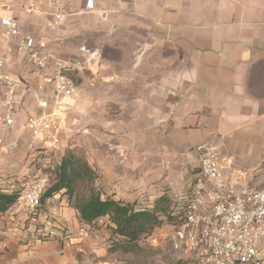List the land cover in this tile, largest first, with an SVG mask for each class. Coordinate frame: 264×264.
<instances>
[{"label": "crops", "instance_id": "1", "mask_svg": "<svg viewBox=\"0 0 264 264\" xmlns=\"http://www.w3.org/2000/svg\"><path fill=\"white\" fill-rule=\"evenodd\" d=\"M35 1L44 14H28L20 0H0V54L7 17L18 21L21 35L45 39L62 58L83 63L77 101L83 115L74 116V108L64 113L67 150L87 141L103 198L144 207L163 195L180 202L198 171L195 148L204 142L248 170V186H264V0H95L94 11L86 0ZM53 2L69 13L54 31L46 27ZM83 47L99 55L90 59ZM12 53L9 70L36 86L34 67L14 47ZM24 93L15 127L0 145L3 189L19 187L37 158L20 126L39 108ZM71 202L63 192L44 202L58 206L70 244L38 239L31 228L14 234L11 224L26 222L28 211L0 212V264H97L90 258L113 224L103 216L79 235L83 220Z\"/></svg>", "mask_w": 264, "mask_h": 264}, {"label": "built area", "instance_id": "2", "mask_svg": "<svg viewBox=\"0 0 264 264\" xmlns=\"http://www.w3.org/2000/svg\"><path fill=\"white\" fill-rule=\"evenodd\" d=\"M20 1L28 14L45 13L35 0ZM53 6L52 18L46 21V27L52 31L60 28L69 15L59 3L53 2ZM85 7L94 11L95 0H86ZM1 23L6 31L0 54V145H4L6 132L15 127L18 96L25 91L39 108L29 113L20 126L30 133L31 157H38L40 151L57 154L39 175L28 172L23 176L12 213L27 210L29 216L24 223L14 221L10 230L18 234L31 228L38 239H66L70 244L71 232L57 222L58 206L45 204L42 195L51 185L53 171L62 160L63 156L58 154L63 155L68 148L70 123L58 109L63 105L71 109L77 104L78 71L83 63L62 58L45 39L21 35L14 18H2ZM13 47L34 67L36 86L25 85L21 76L9 70ZM82 50L90 52L85 47ZM98 55L97 50L92 51L90 59ZM195 151L198 171L179 200L183 206L178 208L173 201L171 208L173 215L179 218L170 235L173 247L183 252L190 264H264V186H248L245 182L249 171L235 166L234 159L223 155L217 145L200 143ZM87 229L88 223L83 221L79 235H84ZM157 240L155 237L154 241Z\"/></svg>", "mask_w": 264, "mask_h": 264}, {"label": "trees", "instance_id": "3", "mask_svg": "<svg viewBox=\"0 0 264 264\" xmlns=\"http://www.w3.org/2000/svg\"><path fill=\"white\" fill-rule=\"evenodd\" d=\"M97 180L98 174L88 161L66 150L53 171L51 185L44 191L42 201L61 192L68 194L83 221L92 223L108 216L120 243L126 244L138 243L146 234L162 226L165 220L179 222L178 216L172 213L173 199L170 196H161L151 207L136 208L129 202L102 198L97 190ZM20 191L19 187L0 190V212L16 203Z\"/></svg>", "mask_w": 264, "mask_h": 264}, {"label": "rangeland", "instance_id": "4", "mask_svg": "<svg viewBox=\"0 0 264 264\" xmlns=\"http://www.w3.org/2000/svg\"><path fill=\"white\" fill-rule=\"evenodd\" d=\"M80 108L83 109L82 107H78V104L74 106V111H76L74 116H79L81 119L83 111L80 110ZM58 111L62 112L59 109ZM63 115L65 116L66 114ZM84 124L88 126L87 121L85 123V119ZM87 147V141L82 140L80 145H77L75 148H69L68 150L75 152L77 156L88 161L86 154ZM40 152L38 157L32 162V164L35 163L33 174H35L36 169H45L44 165H48V162H45L46 158L53 160L57 155L51 152ZM99 178L100 175L98 174L96 186L97 190H99L102 195L104 190L102 183L99 182ZM86 195H88V193H86ZM71 204L73 205V201ZM143 205V203L139 202L134 203L136 208L144 207ZM175 205L181 208L183 203L180 202L179 204L178 201H175ZM175 225L176 223L165 220L162 226L146 234L136 244L120 243V237L113 230V227H111V229L105 230L101 248L98 251L99 253H95V257L90 258V260L97 264H190L185 258L184 253L175 249L172 245L170 235ZM155 237L158 239L157 241H154Z\"/></svg>", "mask_w": 264, "mask_h": 264}, {"label": "water", "instance_id": "5", "mask_svg": "<svg viewBox=\"0 0 264 264\" xmlns=\"http://www.w3.org/2000/svg\"><path fill=\"white\" fill-rule=\"evenodd\" d=\"M61 107H64L65 108V111H63V113H66L70 110V106H67V105H63Z\"/></svg>", "mask_w": 264, "mask_h": 264}, {"label": "bare ground", "instance_id": "6", "mask_svg": "<svg viewBox=\"0 0 264 264\" xmlns=\"http://www.w3.org/2000/svg\"><path fill=\"white\" fill-rule=\"evenodd\" d=\"M60 111H65V108L64 107H60Z\"/></svg>", "mask_w": 264, "mask_h": 264}]
</instances>
